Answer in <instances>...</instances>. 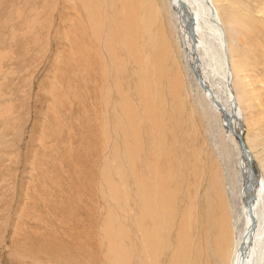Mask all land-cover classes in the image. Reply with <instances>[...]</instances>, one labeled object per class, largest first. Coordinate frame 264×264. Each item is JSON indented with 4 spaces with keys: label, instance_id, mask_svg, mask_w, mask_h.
I'll list each match as a JSON object with an SVG mask.
<instances>
[{
    "label": "bare ground",
    "instance_id": "bare-ground-1",
    "mask_svg": "<svg viewBox=\"0 0 264 264\" xmlns=\"http://www.w3.org/2000/svg\"><path fill=\"white\" fill-rule=\"evenodd\" d=\"M3 2L0 0V4ZM51 2L58 6L59 30L65 29L64 35L72 45L69 48L76 55L74 58L72 55L75 59L72 66L76 68L80 90L75 98L84 104L88 93L91 97L88 103L85 100L88 105L85 115L89 140L94 145L87 150V157L93 158L92 176L88 175L82 189L105 206L103 230L99 232L96 226L104 214L100 207L96 209L94 223L84 231L96 250L90 251L84 243H78L76 251L78 238H74L67 244L71 253L84 254L86 260L82 264H264V177L256 174L249 146L252 142L260 146L264 156V139L257 141V136L248 145L244 138L240 102L246 100L253 108L252 94L246 83L239 86L236 82L230 54V41L243 43L246 35L257 34L259 46H252L253 43L251 46L253 52L263 55V3L259 0ZM169 10L181 24L186 51L190 54L195 77V83L190 85L205 97L206 112L212 125L217 126L218 139L223 129L233 140L242 136L245 144V148L241 144L239 157L242 184L238 194L244 229L234 239L230 232L231 212L226 213L224 206L213 199L219 193L214 187V177L210 190L200 196L195 193V185L185 178L193 174L192 147L188 144L194 136L184 130L187 124L182 121L185 79L177 61L172 65L180 74H170L167 46L170 38L161 34L165 26L170 32L174 30ZM173 39L176 42L177 38ZM175 51L173 58L182 52ZM219 86L227 99L220 95ZM223 146L228 153L227 145ZM236 185V179L231 180L230 186ZM117 211L119 221L115 217ZM115 222L117 231L109 229ZM232 240L236 241L233 248ZM66 247L50 246L55 253Z\"/></svg>",
    "mask_w": 264,
    "mask_h": 264
},
{
    "label": "rangeland",
    "instance_id": "rangeland-1",
    "mask_svg": "<svg viewBox=\"0 0 264 264\" xmlns=\"http://www.w3.org/2000/svg\"><path fill=\"white\" fill-rule=\"evenodd\" d=\"M3 1L0 4V264H82L86 260L84 254L71 253L67 244L78 238L76 251L78 243H84L90 251L96 250L84 231L94 223L96 209L102 207L104 213L96 224L99 232L104 228L101 222L105 218L103 202L94 201L88 190L82 189L88 175L92 176L93 158L87 157V150L93 142L89 140L85 115L88 109L85 100L90 101V93L84 104L75 98L80 90L73 67L76 55L64 35L65 29L59 30L58 6L51 0L47 3V0ZM259 1L264 7V0ZM169 19L174 30H167L162 20L166 30L161 34L170 38L167 45L170 74H180V69L185 79L182 121L187 124L184 130L194 136L188 144L192 147L193 174L185 178L195 185V193L200 196L210 190L214 177V187L219 189L221 197L217 192L213 199L224 206L226 213L231 212L230 232L234 239L244 229L239 197L242 146L239 138L233 140L227 130L222 129L218 139L217 126L212 125L206 112L205 97L190 85L195 77L181 24L173 13ZM249 36L246 35L243 43L230 41L235 80L239 86L246 83L252 94L253 108L246 100L240 102L248 145L252 140L264 139V53L253 52L252 46H259V37ZM173 38H177V44ZM245 41L254 45L248 47ZM175 49L182 51V55L173 58ZM175 61L179 69L172 65ZM210 82H214L213 78ZM218 90L227 99L223 87L219 86ZM224 144L228 153L223 151ZM249 146L256 174L264 177L262 148L253 142ZM233 179L237 183L234 188L230 186ZM115 223L109 229L117 231L118 222ZM235 242L232 240L231 247ZM58 244L67 247L52 252L50 246Z\"/></svg>",
    "mask_w": 264,
    "mask_h": 264
},
{
    "label": "water",
    "instance_id": "water-1",
    "mask_svg": "<svg viewBox=\"0 0 264 264\" xmlns=\"http://www.w3.org/2000/svg\"><path fill=\"white\" fill-rule=\"evenodd\" d=\"M240 141H241V144L243 145V147L245 148V144H244L242 136L240 137Z\"/></svg>",
    "mask_w": 264,
    "mask_h": 264
}]
</instances>
